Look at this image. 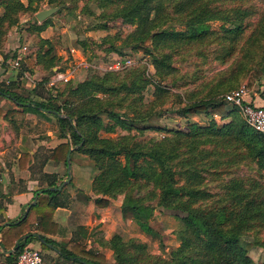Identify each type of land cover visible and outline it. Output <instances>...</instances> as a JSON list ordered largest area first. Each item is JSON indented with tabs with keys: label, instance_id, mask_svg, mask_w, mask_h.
I'll use <instances>...</instances> for the list:
<instances>
[{
	"label": "rangeland",
	"instance_id": "obj_1",
	"mask_svg": "<svg viewBox=\"0 0 264 264\" xmlns=\"http://www.w3.org/2000/svg\"><path fill=\"white\" fill-rule=\"evenodd\" d=\"M17 1L27 3V0H10L9 3L15 5ZM174 2L175 0H161L164 8H168L165 11L175 16H168L163 24L152 31L163 27L172 31L184 29L180 24V10L175 8ZM215 2L214 4L221 2L224 6H240L247 10L239 32L230 30L234 27V22L212 19L205 23L203 32L207 34L200 38L191 41L167 39L163 43L159 42L158 50L154 48L150 38L146 43L151 49L145 51L135 49L131 42V32L136 25L113 16L121 4L120 0H33L32 9L20 12L6 33L0 50V81L7 84L13 76L16 80L15 91L23 97L27 96L34 87V82L36 84L42 77L50 78L55 72L49 65L44 69L36 62L38 51L42 53L51 44L55 55L54 65L62 69L61 72L69 73L67 80L63 77L55 78L54 83L49 81L44 84L46 93L44 92L45 98L42 97V101H46L49 95L62 91L61 95L54 98L56 105H63L65 101L74 102L75 105L86 103L84 96L71 95L67 87H75L87 78L103 79L107 85L112 86H119V83L127 86L134 82L135 86L130 92L122 87L111 92L96 91L93 93L96 101L90 100V96L87 102L93 104L106 98L107 104L104 107L133 117L136 115L135 109L144 118L136 120L132 127L125 129L100 109L97 111L100 118L97 135L110 140L116 139L115 141L123 136L125 142L130 144L180 136L181 133H188L192 124L203 127L199 131V137H185L184 144L177 148L179 151L176 157L170 160L175 171V185L197 186L210 194L200 197L196 204L211 206L229 203L231 196H228V192L233 187L249 188L255 182L264 184V167H260L253 156L251 143L230 135L235 132L228 125L236 119L239 124L242 117L237 107L223 98V94L229 89L245 83L250 89L251 97L256 96V92L257 101L260 102V98L264 101V0ZM56 5H59V9L47 17V26L52 25L50 33H44L49 35L47 39L51 43H44L38 40L40 37L32 26V22L36 20L33 11ZM151 15L155 17L156 13L153 11ZM10 30L12 38L5 50L4 44L11 36L8 33ZM25 42L31 45V52L19 67H13L11 60ZM160 52L166 54L164 61L169 67L155 64L154 55ZM126 58L131 59L130 64L120 69L107 68L109 63ZM37 65L40 71H36ZM257 72L258 75L255 76ZM36 98L40 100L41 96L37 95ZM7 99L9 100H5L3 107L14 113L9 112L11 118L0 120L2 205L5 202L3 196L12 189V184L18 178L22 179L21 175L28 176L16 173L18 154L31 150L39 157L41 147L54 146L58 140L56 117L49 111L43 114L33 107L25 112L10 110L16 104L10 98ZM202 100L221 101L222 105L213 107L207 102L208 106L199 112L182 113L187 102ZM60 111L62 115H66L62 106ZM212 122L222 131L221 138L211 137ZM148 125L152 128H148ZM42 140L45 142L41 143ZM114 157L123 159L118 154ZM58 166L53 168L59 169L61 178L66 180L67 165L60 162ZM194 166L198 167V173H192ZM69 168L70 173L74 171L84 183L77 193L80 199L78 205L83 208L77 207L80 211H76V215L80 219L77 222H82L87 227L85 232H79L82 235L80 237H85L86 247L103 253L106 263L118 264L110 240L119 236L123 242L132 241L129 245L132 253H141V258L135 264L169 261L172 251L181 244V235L186 226L182 211L166 208L158 203V195L155 194L159 192L157 186L145 181L142 186L134 184L131 185L132 189L122 188L111 194H103L92 187L93 178L98 173L95 162L89 155L74 149ZM194 174L199 177L195 181ZM232 177H236V182L224 190L222 184ZM71 187L72 185L67 189L70 190ZM128 189L134 197L141 196L142 205L149 207L146 220L154 232H145L133 215L122 212V203ZM86 190L90 192L86 194ZM97 197L107 198L108 204L99 207V211L88 210V200L91 199L96 206L94 200ZM5 220L0 210V224ZM240 242L252 264H264V225L247 230L240 237ZM185 251V255H194L196 252L190 249ZM197 253L198 251L196 255ZM0 264H8L1 247Z\"/></svg>",
	"mask_w": 264,
	"mask_h": 264
},
{
	"label": "trees",
	"instance_id": "obj_2",
	"mask_svg": "<svg viewBox=\"0 0 264 264\" xmlns=\"http://www.w3.org/2000/svg\"><path fill=\"white\" fill-rule=\"evenodd\" d=\"M9 1L0 0V48L4 43L8 29L15 23L18 14L32 9L31 3L33 0H27L25 4L17 1L15 5L10 4ZM215 1L175 0L173 5L180 10L179 14L182 16L180 24L184 26V29L176 31L164 27L152 31L155 27L163 24L168 16H175L171 12L165 11L168 8H164L161 0H120L121 4L115 10L113 16L120 17L122 20L136 25L134 31L131 32V42H133L135 49L150 51L151 47L147 46L146 41L151 38L154 48L158 50L159 42L163 43L167 39L180 38L191 41L206 35L207 33L203 32V28L205 23L212 19H224L228 22H234V27L230 30L239 32L247 10L240 6H224L221 2L214 4ZM153 11L156 13L155 17L151 15ZM162 11L164 12L162 13ZM47 20L48 18H45L38 23L36 19L32 22V26L37 31L38 37H40V39L38 38L39 41L51 43L49 39L39 35V32L49 24H46ZM52 51L51 44L42 53L38 51L36 62L42 68L46 69V65H49L52 70L53 59L55 58ZM165 58H167L165 53L155 54V64L169 67L168 63L164 61ZM257 75L258 72L255 73V76ZM11 78L7 84H5V81H0V95L10 98L17 105H20L23 110L33 107L43 114L49 111L56 117L58 136L65 138V141L59 142L54 147H41L42 153L39 157H42L43 161L40 162L48 159L55 163L63 162L67 165L66 154L68 149L72 147L74 150L89 155L95 162L98 169V173L94 176L92 182V187L95 190L103 194H111L122 188L132 189L131 185L134 184L142 186L146 181L159 188V192L155 194L158 195V203L161 206L182 211L186 228L181 235L180 246L172 251L169 261L156 260L157 263L154 264H252L240 242V237L252 227L264 225V184L255 182L249 188L233 187L228 192V196H231L229 203L211 206L196 204L200 197L210 195L203 189L197 186L191 187L188 184L175 185V171L171 167L170 160L176 157L179 151L177 148L184 144L183 139L190 136L199 137V131L203 127L192 124L188 133H181L180 136L174 135L171 138L167 137L162 140L149 139L146 142L136 141L130 144L125 142L123 136L119 137L117 141H115L116 139L110 140V138L97 135L100 125L98 110L102 109L107 117L113 119L116 124L125 129L132 127V123L136 120L143 119L144 115H141L140 111L135 109L136 115L134 117L108 109L104 107L107 104L106 98L93 104L91 102L88 104L87 100L91 96L90 100L95 99L96 101L93 95L96 91L111 92L122 87L130 92L135 86L134 82L127 86L125 83L112 86L111 84L107 85L103 79L87 78L75 87L69 86L67 89L70 90L71 95L84 96L88 105L86 103L75 105L74 102L70 103L68 101H65L63 105H56L54 98L56 99L58 95H61L62 91L49 95L45 99L46 101H42L45 98L44 84L47 82V77H42L37 81L25 97L15 91L16 80L13 76ZM37 95L41 96L40 100L36 98ZM207 102L211 103L213 107L222 105L221 101L187 102L182 108V113L199 112L208 106ZM61 106L64 109L65 116L61 114ZM9 112L11 113V111H6L3 114L0 106V116L3 115L8 118ZM125 120L130 121V123L128 124ZM236 120L228 125L235 132L230 133V135L250 142L253 156L259 166L264 167V136L247 124L243 118H241V124H238ZM148 128H152V126L148 125ZM210 128L212 129L211 137L221 138L223 136L222 131L215 127L213 122L210 124ZM228 138H231V136H228ZM71 154L72 151L70 156ZM117 154L122 155L123 159H115L114 156ZM30 162L31 153L24 151L18 158V167L20 169H32ZM198 170V167L194 166L192 173H198ZM45 176L49 180L47 185L53 188L46 189L38 195L36 203L31 205L26 217L9 224H0V247L4 251L13 248V251L9 254L3 252L7 263L15 264L18 252L36 235L37 232L31 230V223L35 221L36 229L41 232L39 237L42 238V246L48 247V243H51L58 249V256L65 261L79 264H108L103 253L86 248L80 241L72 239L62 244L46 235L55 234L58 231V225L53 220V212L55 207L63 201L60 198L61 189L57 188L58 184L55 182V175L45 173ZM193 176H195L194 181L199 178L197 174ZM235 182L236 177H232L227 183H223L222 187L226 190L233 186ZM130 189L126 191L122 203V212L133 215L145 232H154L146 220L149 207L143 206L141 203L142 197H134ZM153 192L151 191V193ZM94 203L103 207L108 204V199L97 197ZM110 243L118 264H135L137 259L141 258V253L130 251L129 245L132 241L126 243L119 236H114ZM187 249L198 251V253L197 255L196 252L194 255L191 253L185 255Z\"/></svg>",
	"mask_w": 264,
	"mask_h": 264
},
{
	"label": "crops",
	"instance_id": "obj_3",
	"mask_svg": "<svg viewBox=\"0 0 264 264\" xmlns=\"http://www.w3.org/2000/svg\"><path fill=\"white\" fill-rule=\"evenodd\" d=\"M39 22L40 21H38V23ZM51 26L52 25H49L44 30L40 31L39 32L40 36L47 38L49 35H45L44 33H50ZM8 33H10V35H11L12 30H10ZM10 38H12V35L8 38V40L4 44V49L9 47L10 40H11ZM0 50H1V48H0ZM35 69H36V71L37 70L40 71V69L38 68V65ZM52 69L55 72H54V74H52L50 76V78L47 79V82H49V81L52 82V80L55 77V74L58 71L62 70V69H59V67L55 66V65L52 66ZM11 75H13V73H11ZM33 86H35V82H34ZM254 94L256 96L251 97L253 102L256 104H263L264 101L261 98L259 99L260 102L257 101L258 96H257L256 92H254ZM7 98L8 97H6V96L0 95V106L3 110V114H5L6 111H8V109L3 107L5 100H9ZM12 102L15 103L14 101H12ZM10 110H15V111L22 110V112L23 111L24 112L29 111L28 108H27V110H23V108H21V106L17 105V104L15 105V107H13ZM13 113H11V114H13ZM8 118H11V116L9 115ZM1 119L3 120V119H5V117L3 115H1L0 120ZM57 139L58 140H57L56 144H58L61 141H65V138H60L58 136V134H57ZM44 142H45V140L41 141V143H44ZM54 146H46L45 145L46 148H51ZM27 151H29L31 153L30 165H32V169H30V168L20 169L18 167V157L20 155V154H18V156L16 158V166H15L16 173L28 174V176L25 177V176L21 175L22 177H20V178H22V179L18 178L16 183L12 184L14 186L12 187V189H10L9 192H7L8 194L3 196L5 199V202L3 203V205L1 204V201H0L1 214L3 217L6 218V220L1 223L2 225L9 224L15 220H20V219H23L24 217H26L27 213L29 212V210L31 208V205L34 204L33 201L34 200L37 201L39 194L36 196L35 195L36 191H38L40 189H43V191H44V190L48 189L47 187H49L47 185V182L49 180H47L45 173L46 174H54L55 175V182L58 185L65 182V180L61 178L60 170L53 168V167L58 166L60 164V162L55 163V162H52L48 159L45 160L44 162H40V161H43L42 157L40 158V157L34 155L31 150H27ZM40 156H41V154H40ZM69 166H70V163H69ZM65 174L67 176L70 175L71 183H70V181H69V183L66 182L61 186V188H58V189H61V195H60L61 197L60 198L63 201V203H59L55 207L54 212H53V220L58 225V231L55 234H46V235L48 237L55 239L56 241H58L62 244L67 243L68 241H70L72 239L76 240V241H80L81 243L85 244V241H84L85 237H80L82 235L79 232H85L87 227L83 226L82 222L81 223L77 222V221H80V219H78V217L76 215V211H80V210H77V207H80L81 209L83 208L82 205L81 206L78 205V203L80 202V199L78 198L77 193H78L79 189L82 188L81 186L84 183H83V181H80L79 176H76V173L74 171H72V174L70 173V168H68V163H67V171ZM0 177H1V173H0ZM71 185H72V187H71L72 189H70V190L67 189L68 186H71ZM50 187H52V186H50ZM88 192H90V191H87V190L85 191L86 194H88ZM86 206H87L88 210H96V211H99L100 210L99 207H101V206H97V205L95 206L92 203L91 199L88 200V202L86 203ZM31 230L33 232H37V233H36V235H34V237L31 239V241H29V243H27V244L35 246L38 249H40L41 255H42V262L40 264H79L77 262L71 263L69 261H65L62 257L58 256V252H59L58 249L55 248L51 243H48V247H43L41 244L42 238L39 237L41 232L36 229L35 221L33 223H31ZM86 248H89V246ZM11 249H13V248H11ZM2 251L5 254L8 253L7 251H4L3 249H2Z\"/></svg>",
	"mask_w": 264,
	"mask_h": 264
},
{
	"label": "built area",
	"instance_id": "obj_4",
	"mask_svg": "<svg viewBox=\"0 0 264 264\" xmlns=\"http://www.w3.org/2000/svg\"><path fill=\"white\" fill-rule=\"evenodd\" d=\"M31 52V45L27 42L22 43L16 51V55L11 60L13 67H19L21 62L25 60L26 56ZM131 59H117L107 65L108 69H120L126 64H130ZM69 72L58 71L55 78L63 77L67 80ZM29 82V81H27ZM226 102L234 105L240 112L244 121L251 127L259 131L264 136V103L256 104L250 96V89L247 84L243 83L238 87L232 88L223 94ZM42 262V255L40 249L35 246L26 244L18 252L15 264H40Z\"/></svg>",
	"mask_w": 264,
	"mask_h": 264
},
{
	"label": "water",
	"instance_id": "obj_5",
	"mask_svg": "<svg viewBox=\"0 0 264 264\" xmlns=\"http://www.w3.org/2000/svg\"><path fill=\"white\" fill-rule=\"evenodd\" d=\"M59 9V5H56V6H51V7H47V8H44V9H40L38 11H36L35 13V17L38 21H42L44 20L45 18H47L48 16H50L52 13H54L55 11H57ZM72 147H70L67 151V154H66V159H67V163H68V168H69V163H70V153L72 151ZM70 175H68V178L65 180V182L61 183L60 185L57 186V188H61V186L66 183V182H69L70 181ZM48 189H52V187H47ZM41 192H43V189H40L38 191H36L35 195L37 196L38 194H40ZM34 203L36 202V200L33 201ZM25 216V215H24ZM13 251V249H10L8 250L7 252L8 253H11Z\"/></svg>",
	"mask_w": 264,
	"mask_h": 264
}]
</instances>
